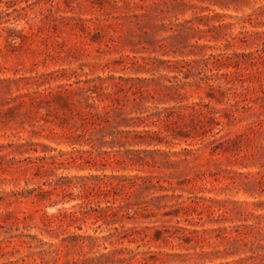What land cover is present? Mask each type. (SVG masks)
Masks as SVG:
<instances>
[{
  "label": "rangeland",
  "instance_id": "1",
  "mask_svg": "<svg viewBox=\"0 0 264 264\" xmlns=\"http://www.w3.org/2000/svg\"><path fill=\"white\" fill-rule=\"evenodd\" d=\"M4 18L0 264H264V0H19ZM116 228L107 251L78 240Z\"/></svg>",
  "mask_w": 264,
  "mask_h": 264
},
{
  "label": "trees",
  "instance_id": "2",
  "mask_svg": "<svg viewBox=\"0 0 264 264\" xmlns=\"http://www.w3.org/2000/svg\"><path fill=\"white\" fill-rule=\"evenodd\" d=\"M18 3H19V0H0V7L2 8V5H5V7H6V9L2 8L0 10V25H2L4 23H9L11 21L9 19L5 20L4 16L5 15L10 16V10L11 9L16 11V6H17ZM114 179L118 180L117 177H114ZM127 180H129V179L121 180L119 182L120 185L118 184V185H113V186H112V184L109 185V183H103L101 186H98V189L100 191H102V192H107V193L110 194V191H111L110 189H112V188L114 189V188H116L118 186L126 188L127 187V185H126V183H127L126 181ZM81 199L79 198V200H81ZM84 199H87V197H85ZM0 201H3V198L2 199L0 198ZM93 201L94 200H87L84 203V205H81V208L88 207L89 205H91L93 203ZM108 207L112 208V205H110ZM68 216L74 218V220L78 219L77 212H70ZM119 235L121 236V231H119V229L116 228L115 231L112 232L109 235V237L93 238V237H90V236H87V237L79 236L78 240L79 241L82 240L83 243L85 242V240H90L91 243L93 244V246H97L98 248H102L103 250L107 251L108 247L106 246V243L110 242L112 244L113 242L111 241V239L114 238V237H118ZM124 239H129V238L127 236L120 237L119 238V243L123 244L124 243ZM129 240H130V242H133V240H131V239H129ZM101 241H102V243H101ZM29 247L33 248L32 244H29ZM125 251L126 250H124V249H115L114 251H108L107 253H105V252L101 253L100 256L96 259V263L97 264L114 263L113 256L116 255V254H124ZM47 253H49V252H47Z\"/></svg>",
  "mask_w": 264,
  "mask_h": 264
}]
</instances>
